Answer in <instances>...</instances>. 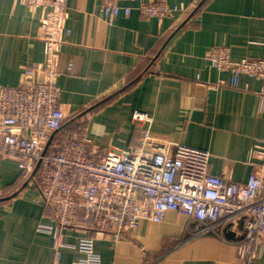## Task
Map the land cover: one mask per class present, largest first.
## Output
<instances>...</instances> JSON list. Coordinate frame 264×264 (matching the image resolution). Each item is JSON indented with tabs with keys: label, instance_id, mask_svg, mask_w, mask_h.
<instances>
[{
	"label": "crops",
	"instance_id": "0c3cea01",
	"mask_svg": "<svg viewBox=\"0 0 264 264\" xmlns=\"http://www.w3.org/2000/svg\"><path fill=\"white\" fill-rule=\"evenodd\" d=\"M166 1L190 6L198 0ZM71 34L62 46L61 134L88 138L97 149L138 148L146 130L153 139L207 150L210 172L246 183L252 152L264 139V79L213 67L207 53L228 46L234 60L264 59V0H211L190 19L177 14L107 19L103 0H67ZM43 12L0 0V87L17 86L23 68L44 60L38 33ZM144 113L145 120L135 119ZM18 160L0 161V264H78L79 242L93 235L101 264H240L222 236L188 230L189 219L169 211L157 223L141 220L131 237L64 230L71 244L57 256L53 222L36 183ZM192 227V226H191ZM253 264H264V258Z\"/></svg>",
	"mask_w": 264,
	"mask_h": 264
},
{
	"label": "built area",
	"instance_id": "2783aa9c",
	"mask_svg": "<svg viewBox=\"0 0 264 264\" xmlns=\"http://www.w3.org/2000/svg\"><path fill=\"white\" fill-rule=\"evenodd\" d=\"M190 6L166 1L103 0V13L111 19L130 15L136 3L145 17L163 19L193 12ZM43 12L38 33L44 43V60L26 65L17 86L0 87V161L18 160L28 183H36L52 212L53 222L39 230L53 234L54 247L71 244L64 230L101 232L114 240L131 237L140 221L162 222L169 211L189 219L188 230L215 234L233 245L240 264L264 258V139L252 152L253 172L246 183L210 172L209 151L153 139L146 130L138 148L97 149L88 138L61 134L66 116L61 108L62 46L67 27V0H14ZM211 65L232 74L264 79V59L234 60L228 46L207 53ZM147 115L136 113L135 119ZM192 226V227H191ZM93 235L79 242L78 264H101Z\"/></svg>",
	"mask_w": 264,
	"mask_h": 264
},
{
	"label": "trees",
	"instance_id": "16d2710c",
	"mask_svg": "<svg viewBox=\"0 0 264 264\" xmlns=\"http://www.w3.org/2000/svg\"><path fill=\"white\" fill-rule=\"evenodd\" d=\"M208 1H211V0H200L197 8L193 12L188 14V18L190 19L192 16H194L199 11V9H201L203 5L206 4Z\"/></svg>",
	"mask_w": 264,
	"mask_h": 264
}]
</instances>
